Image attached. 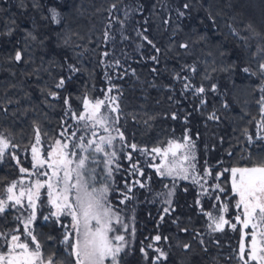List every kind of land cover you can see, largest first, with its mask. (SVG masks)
I'll return each instance as SVG.
<instances>
[{"label":"trees","instance_id":"obj_1","mask_svg":"<svg viewBox=\"0 0 264 264\" xmlns=\"http://www.w3.org/2000/svg\"><path fill=\"white\" fill-rule=\"evenodd\" d=\"M183 2L186 0H0V32L7 31V26L12 21H15L16 25L11 36H0V100L10 98L14 101L6 105L7 112L0 106V131L10 134L11 144L16 145H10L4 158L0 160V197L5 185L20 172L12 155H16L21 165L29 166L28 148L35 137L34 126L40 127L43 145H50L59 137L63 127L71 125L69 132L77 130L76 121L65 117L64 97L71 96L70 103L77 114L82 111V97L85 94L90 99L105 97L108 84L104 78L106 68L100 64V54L110 49L114 51V55L107 59H121L124 69H135L136 77L139 78L129 74L123 79L113 81L123 91L121 108L126 114L133 113L137 116V120H133L131 116L125 115L119 122L127 143H136L138 148L150 150L164 144L173 135L183 136L187 129L196 144L198 172L202 175L204 168L212 170V176L207 178L205 186L219 184L225 189L224 193H219L221 199L217 202L215 194L199 195L200 185L194 183L191 178H177L173 198L175 212L165 215L161 222L160 215L163 214L164 207L162 201H150L156 193L166 191L165 185L170 188L173 178L161 177L156 168L150 165L149 155L124 147L118 154L120 170L114 171L112 177L116 190L109 193V200L114 208L121 209L120 215L124 222L130 223L136 231L131 238V251L122 259L121 264H151V258L156 255L155 247L169 253L168 260L162 264H240L236 252L238 225L236 229L227 225L223 232L212 234L214 239L219 240V247L205 236L209 243L206 253L201 251L200 245L195 241L191 252L177 247V242L192 240L194 230L206 232L210 221L204 213L212 212L216 215L213 205L219 209L222 203L227 202L229 207L225 216L232 217L235 212V194L231 191L229 171L224 170L235 166H252L257 157L264 155V140L257 138L258 123L261 120V109L256 103L261 95L258 91L260 79L246 75L240 70L246 64L253 69L257 66L258 61L251 58V53L256 51V45L261 41L252 38L251 34L244 30V25L251 23L258 32L264 34V0H207L204 7L197 3L189 17L178 20L174 9ZM193 2L195 3V0ZM203 2L204 0H201V3ZM113 3L117 4V9L112 10V15L119 19H125V7L135 8L143 5L144 10L133 12L123 28L113 21L110 31L115 36V41L106 45L103 42V34ZM209 5L214 13H220L216 17L215 25L208 19L205 11ZM52 6L62 14L60 24H55L50 19L48 9ZM169 15L171 22L165 25L164 20ZM145 17L148 18L147 24L144 23ZM234 18V26L240 31V36L249 37L250 47H244L243 41L230 33L227 25L232 23ZM177 23L181 24L183 30L179 31L173 40L172 33ZM144 28H147L145 34L149 39L161 49L158 64L148 59L151 55H156L152 47L137 36L136 29ZM26 31H33L44 41L43 45L39 42H29V54L34 62L9 61L8 57L14 55L15 49L23 47ZM121 31L129 39L121 40ZM200 35H203L205 40L194 43ZM65 39H68V46L63 43ZM185 40L190 44L187 51L178 47V44ZM17 41H20L19 45ZM141 43L144 47L137 50V45ZM218 51H226L228 55L223 58L224 63L234 62L236 68L231 74L216 71L212 73L211 80L205 81L202 79L205 69L211 72L213 60L217 61L215 67L222 66ZM209 52L212 56H208ZM66 57L69 63L76 64L81 71L69 73L65 64ZM205 60L207 64L204 63ZM24 61H29V55H25ZM50 61L53 65L64 67H50ZM193 63L197 65L194 76L186 70L181 71L183 65ZM153 67L157 69L155 73L151 71ZM36 68L41 69L39 73H34ZM107 71L114 76L116 74L111 69ZM175 73L190 76L191 82L197 87L203 83L209 88L211 83H216L219 92L208 91L204 97H195L190 91L181 95L184 81L174 80ZM69 75L72 79L66 80L65 87L55 89L54 85L58 79ZM152 84L155 86H151ZM42 89L45 91L42 92ZM49 89L58 91L59 99L48 96ZM225 91L226 96L223 98L228 100V109L221 107V94ZM112 94L115 95V92ZM201 98L207 100L206 105L200 106ZM214 109L220 116L219 121L208 119ZM173 112L176 113V119L171 118ZM149 116L155 119L149 121V126H145L143 121ZM62 121L66 123L62 125ZM245 130L252 135L253 143L249 144L247 141ZM78 134L80 132H77ZM116 145L117 148L121 147L119 141ZM127 152H132L133 163L139 162L143 176L130 175V162L125 159ZM97 158H102V154H97ZM90 166L96 167L99 181L104 175L103 165ZM221 172L223 174L219 179H215L216 174ZM136 180L147 183L148 188L134 186L132 194L135 199L120 204L123 199L121 193L126 191L125 183L133 184ZM96 186L99 187V183ZM197 199L200 200L199 205L196 203ZM39 214L40 217L33 222L32 232L41 244L42 254L45 257L51 255L65 264H74L71 250L67 244L61 243L65 228L55 224L49 216V219L45 220L47 215H42L41 212ZM132 217L134 222L131 221ZM177 217L178 224H173L172 221ZM16 223L11 209L0 214V231L11 232ZM116 227L119 228V225ZM185 227L190 229L189 233L179 230ZM67 231L72 233L68 229ZM158 234L169 239L154 241L152 238ZM125 235L127 238V233ZM3 241L4 238L0 237V244ZM149 244L153 245L152 249L147 248ZM141 247L148 252V260H145L140 252ZM229 256L232 258L228 259Z\"/></svg>","mask_w":264,"mask_h":264},{"label":"snow or ice","instance_id":"obj_2","mask_svg":"<svg viewBox=\"0 0 264 264\" xmlns=\"http://www.w3.org/2000/svg\"><path fill=\"white\" fill-rule=\"evenodd\" d=\"M204 0H186L179 6L175 7V15L178 20H183L191 15L192 10L199 3L201 7H204ZM231 5H229L230 7ZM117 9V4L113 3L110 6V19L108 25L105 28L103 34V42L107 45L115 41V36L111 33L112 22H118L122 28L125 25V21L130 17L133 12H143V5H138L135 8L125 7L123 10L125 19H119L117 16L112 15V10ZM208 19L215 25L216 17L220 13H214L211 10V5L205 8ZM48 12L50 13V19L55 24H60L62 21V14L54 6L49 7ZM49 17H45L48 19ZM171 22V15L164 20V24L168 25ZM144 23H148V18L145 17ZM235 18L232 23L227 26L232 35L240 38L244 47H250L248 40L249 37H241L240 31L234 26ZM16 29L15 21H12L10 25L7 26V31L0 32V36H11ZM180 23L176 24L175 29L172 33V39L179 31H182ZM244 30L251 34L252 38H258L261 43L256 45V51L251 53V58L258 61L257 66L253 69L250 65L246 64L240 70L246 75L256 76L260 79V84L258 86V91L261 93L259 100L256 103L261 109V120L258 123L257 138L264 140V34L258 32L251 23L244 25ZM137 36L146 41L148 45L152 47L156 55H151L148 57L149 60L158 64L159 54L161 49L156 46L153 40L149 39L147 28L143 30L136 29ZM129 39L128 36L124 35L121 31V40ZM23 47H17L15 49L14 55L8 57L9 61L20 63V62H34L32 61L31 55L29 54V42H39L43 45L44 41L33 31H26L23 38ZM205 37L200 35L197 41H204ZM65 46H68V39L63 41ZM20 44V41H17ZM144 47V44H138L137 50ZM172 47V45H170ZM180 49L187 51L190 44L187 40L178 44ZM218 56L221 58V67H215L217 61H212L211 72L205 69V73L202 77L203 80L208 81L212 79V73L216 71L226 72L231 74L235 68L236 64L224 63V57L228 55L226 51H218ZM25 55H29V61H24ZM77 55H82V53H77ZM100 64L106 68L104 78L108 84L106 89L105 97L103 99L93 98L90 99L87 94L82 97V111L77 114L73 110L70 103L71 96L64 97L65 105V117H69L76 121L78 125L76 131L69 132L72 127L68 125L63 127V130L59 133V137L55 140V147L47 153V159H41L39 155V149L36 145L41 142V130L39 126H34L35 131V144L31 146V151L33 154L34 164L33 167H44L47 165L48 168L52 169V175L49 177L47 184L48 189V199L49 203L53 205L56 209L55 212L50 213L51 216L57 217V223H59V217L70 216L71 225H60L65 228V234L61 243L67 244L68 248L71 250L70 255L74 257V264H121L122 259L127 256L131 251V238L135 235V227H132L130 223H125L124 219L121 217V209L114 208L109 200V193L115 191L113 187L112 177L114 171L120 170V164L118 163V154L123 150L124 147L132 149L133 152L141 151L143 154L161 157V165H151L156 168V171L161 177H172L173 184L169 188L165 185L166 191L162 193H156L153 200L150 202H155L157 199L161 200L164 207L162 208V213L160 215V221L163 222L165 215H170L175 212L173 198L176 193L175 180L177 178L188 180L191 178L194 183L199 184L201 192L199 195L211 196L215 194V200L220 201L219 193H224L225 189L219 184H213L208 187L207 178L212 176V170L210 168H204L203 174L201 175L197 170V159L195 155L196 144L195 141L188 134V130H185V134L177 139L169 140L167 142V147H154L152 149L138 148L136 143L128 144L123 131L120 130V120L121 117L128 115L131 116L133 120H137L136 114L128 113L126 114L121 108V98L123 96L122 89L113 81L115 79H123L127 75H132L136 77L135 69H124V65L121 59H107L114 55L112 49L103 51L101 54ZM208 56H212L209 52ZM43 60V58H41ZM207 64V61H204ZM51 66H59L61 68L64 65H53V62H49ZM65 64L67 66V71L69 73L75 74L81 71L76 64L69 63L67 57L65 58ZM107 69L113 70L116 74L115 76L107 71ZM41 69H34V73H39ZM122 70V71H119ZM188 71L191 76H194L197 72V65L193 63L191 65L185 64L182 66L181 71ZM44 71H49V69H44ZM153 73L157 71L155 67L151 69ZM139 79L138 77H136ZM72 76L67 77L61 76L55 83V89H63L66 84V80H71ZM174 80H183V88L181 95L186 92H191L195 97H204L208 91L212 93L219 92V86L216 83H211L209 88H206L203 83L200 86H196L191 82L190 76H182L180 73H175L173 76ZM151 86H155L152 84ZM10 87H15V85H10ZM42 92L45 89L41 90ZM115 92V95L112 93ZM47 95L53 99H59V92L47 90ZM221 107L228 109L230 107L228 100L223 98L226 96L222 93ZM169 99H172L169 97ZM14 101L10 98L0 100V106L3 107V111L7 112L6 105L12 104ZM19 103V101H15ZM207 100L204 98L200 99V106L206 105ZM103 109V111H102ZM171 118L176 119V113H171ZM155 119V117L149 116L147 120L143 123L145 126H149V121ZM187 122V117L184 118ZM209 120L219 121L220 116L214 109L212 113L208 116ZM34 125L36 122H33ZM66 121H62V125ZM103 129L104 133L107 135H98L96 129ZM77 132L82 133L77 135ZM113 132L115 135H113ZM249 144L253 143L252 135L248 134L247 130L244 132ZM67 137V140L64 138ZM198 138V134H197ZM119 141L121 147L117 148L116 142ZM16 147V145L11 144L10 134H6L0 131V160L5 156L6 150L9 146ZM71 145V149H70ZM181 152L180 163H176L177 152ZM97 154H102V158L98 159ZM170 157L169 162H165V158ZM14 159H19L15 156ZM154 158V157H153ZM125 159L130 162V175L143 176L144 173L140 169L139 162H132V152H127L125 154ZM75 167H72V165ZM103 165L102 171L104 175L99 181H97L96 167H91L90 165ZM224 171L231 172V191L238 196V200L234 205L235 208L240 210V215L236 216V220L243 224L244 228L251 227L252 231L250 245L246 246L244 243V236H242L239 243V248L237 255L243 264H250V262H256V264H264V155L257 157L253 161V166L251 167H233L231 169H225ZM21 173L28 172V169L23 167L20 168ZM223 173H217L215 179ZM47 176V173H44ZM55 181H52V178ZM99 183V187H97ZM138 185L140 188H148L147 183H142L140 180H136L133 184L125 183L126 191L122 192L121 195L123 199L120 200V204H125L130 200L135 199V195L132 194V189L134 186ZM16 183L13 182L8 188L7 192L9 195L7 199H0V214L6 212L9 208L8 201H12L11 207L15 208L20 206L24 208L23 198L27 196V208L30 209V215H28L23 221L24 230L27 234L29 240L21 242L19 235L4 233L0 231V237L4 238L5 244L8 248L7 252H0V264H65L64 261H58L49 255L45 257L41 252V244L37 241L36 235L33 234L29 225L36 218V201L39 200V189L44 187L40 181H36L35 193L31 188L28 189L27 193L21 190L19 196L14 195V189ZM187 191V189H185ZM151 194V190L149 189ZM196 203L199 205L200 200L197 199ZM228 203L224 202L221 204L219 209L213 205L217 214L213 215L212 212L204 213L209 218V223L207 224V229L205 233H201L198 230H194V235L192 240L188 242H177V247L182 248L185 251L191 252L193 248V241L200 245L201 251L207 252L209 243L206 241L205 236H207L211 243H214L217 247L220 246L219 240L214 239L213 233L223 232L225 226L230 225L232 229H236V224L231 223L225 216L228 212ZM203 212V208L201 207ZM134 212V209H133ZM241 216L243 219L241 220ZM19 220L20 218L17 217ZM45 220L49 219L48 216L44 217ZM134 222V217L131 218ZM179 217L173 220V224H178ZM119 225V228L116 227ZM68 227L73 230L72 233L67 231ZM130 229V232H129ZM181 232L189 233L190 229L180 228ZM125 233H127V238ZM249 233H245V236ZM259 236V242L257 240ZM72 237V238H70ZM51 239V237H50ZM154 241H161V239L167 241L169 237L161 235H155L152 238ZM248 248L247 255L245 256V249ZM148 249H152L153 245H147ZM156 255L151 258V264H162V262L168 260L169 253L164 251L160 247H155L154 249ZM140 252L142 253L145 260H148V252L144 247H141ZM194 255V253H193ZM232 257L229 256L228 259ZM216 259V258H213Z\"/></svg>","mask_w":264,"mask_h":264},{"label":"rangeland","instance_id":"obj_3","mask_svg":"<svg viewBox=\"0 0 264 264\" xmlns=\"http://www.w3.org/2000/svg\"><path fill=\"white\" fill-rule=\"evenodd\" d=\"M83 110V109H82ZM98 135H107V133L103 132V129L101 128H97L96 129ZM82 133L78 134L81 135ZM182 136L180 135H173L171 136L164 144L157 146V147H161L162 149L167 147V142L169 140H173V139H179ZM60 138V137H57ZM55 138V140L57 139ZM65 139V138H64ZM55 140L50 144V145H43L41 142L39 145H36V147L39 149V155L41 159H47V153L49 151L52 150L53 147H55ZM67 140V139H65ZM35 144V137L34 140L32 141V143L30 144L29 148H28V164L29 166L26 167L24 165H21V163H18V169L20 171V168L23 167L25 169H28V172L26 173H21L19 172V174L14 177L12 180H10L6 185H5V189L4 192L2 194V196L0 197V199H7V196L9 195V193L7 192V188L13 183H16V187L14 189V195L19 196L21 190H24L26 193L28 191L29 188H31L33 190V193H35V185H36V181H40L42 184H44V187L39 189V200L36 201V218L40 215L39 213L41 212L42 215H47L49 216L57 225H71V217L70 216H61L59 217V223H57V217L51 216L50 213L55 212L56 209L53 207V205L51 203H49V199H48V189H47V184L45 183L46 181H48L49 177H51L52 175V169L48 168L47 165H44V167H33L34 164V160H33V154L31 151V146ZM117 146V145H116ZM71 149V146H70ZM183 150H180L177 152V159H176V163L179 164L180 163V159H181V152ZM13 157L16 155L13 154ZM150 156V155H149ZM12 157V158H13ZM154 157V158H153ZM14 159V158H13ZM170 157L165 158V162H169L170 161ZM150 160H151V164L150 165H161V157L160 156H156L155 154H153L152 156H150ZM15 162H17V159H14ZM253 166V165H252ZM72 167H75V165L73 164ZM236 167V166H235ZM244 167H251V166H244ZM233 168V167H231ZM230 168V169H231ZM44 173H47V176L44 175ZM231 172L229 171V182H230V187H231ZM52 181H55V178H52ZM238 196H235L234 199V205L236 204V201L238 200ZM13 202L12 201H8L9 204V208L14 212V215L16 217L17 223L13 226V229L11 230V232H8L10 234H15V235H19L21 238V242L25 241L26 239L30 241V238L27 237V234L24 230V224L23 221L25 220V218L30 215V209L27 208V196H25L23 198V203L25 205L24 208H20V206H17L15 208L11 207V204ZM7 209V210H8ZM234 215L232 217L227 218L231 223H235L236 225H238L239 227V235H238V240H237V245H236V252L238 251L239 248V243L241 241L242 236H244V243L246 246L250 245V241H251V227L249 228H244L243 224L238 222L235 218L237 215H240V210L234 207ZM17 217H19L20 219L18 220ZM40 217V216H39ZM35 218V220H36ZM243 219V217L241 216V220ZM34 222V221H33ZM29 225V228L32 231V225ZM229 227H231L229 225ZM68 230L73 231L71 229V227H68ZM245 233H249V235L245 236ZM257 240L259 242V236H257ZM8 248L5 244V241H3V243L0 244V252H7ZM247 251L248 248L246 247L245 249V256L247 255ZM238 256V255H237ZM239 257V256H238ZM240 264H243V262L240 260ZM250 264H256V262H250Z\"/></svg>","mask_w":264,"mask_h":264}]
</instances>
